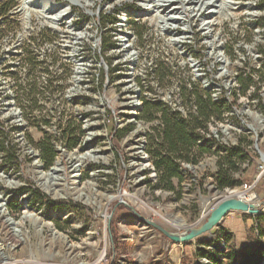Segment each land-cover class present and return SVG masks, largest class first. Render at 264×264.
Instances as JSON below:
<instances>
[{
	"label": "rangeland",
	"instance_id": "374dc122",
	"mask_svg": "<svg viewBox=\"0 0 264 264\" xmlns=\"http://www.w3.org/2000/svg\"><path fill=\"white\" fill-rule=\"evenodd\" d=\"M4 9L0 208L4 216L19 222L24 234L23 240L15 237L0 216V264L2 256L8 264H96L104 250L103 264H109L111 223L120 245L116 264H209L203 261L209 259L198 257L199 249L224 263L230 250L254 245L258 236L250 216L228 217L211 236L185 245L137 226L128 209L116 206V201L107 204L106 196L117 195L122 178L116 169L91 177L93 165H86L80 171L81 189L71 186L69 178L59 181L66 187L56 188L63 199L53 200L37 185L33 155L49 171L58 157L57 146L73 153L87 133H103L108 119L117 113L126 125L110 140L118 150L134 128L129 124L134 112L136 121L150 130L146 151L153 164L162 113L189 121L200 135L192 137L195 147L189 162L183 161L193 171L180 182L173 180L174 191L154 190L152 180L137 197L159 206L161 224L171 232L185 231L168 223L173 218L183 219L187 227L201 223L218 197L242 190L258 174L255 134L248 128V133H239L234 127H244L242 120L251 124L257 148L264 152V0H0V11ZM49 81L51 88H46ZM208 103L215 108L208 107L207 111L213 110L207 119L199 117L200 107ZM221 127L228 129L230 138ZM206 134L212 140L204 142L210 146L202 154L196 146ZM72 144L76 145L70 148ZM92 144L108 154L105 138ZM42 146L51 149V163L43 158ZM234 147L241 148L242 159L234 168L224 166L229 179H222L228 185L219 189L220 158L226 157L225 149ZM118 160L117 156L109 166ZM71 164L63 161L66 178ZM261 188L253 190L256 198ZM80 193L100 202V207L77 199ZM25 212L32 217L23 220ZM57 212L60 217H55ZM111 212L104 238L103 217ZM251 222L254 225L247 228ZM224 227L235 234L238 228L243 231L240 249L232 234L227 243L221 238L220 230L229 234ZM50 229L58 235L53 237Z\"/></svg>",
	"mask_w": 264,
	"mask_h": 264
},
{
	"label": "built area",
	"instance_id": "2783aa9c",
	"mask_svg": "<svg viewBox=\"0 0 264 264\" xmlns=\"http://www.w3.org/2000/svg\"><path fill=\"white\" fill-rule=\"evenodd\" d=\"M131 114H133V115L131 116ZM131 114H130L131 121L129 122V124H131L134 128L132 130L128 131V135L122 141V143L120 145V149L117 150V149L113 148L112 144L110 142V140H113L117 136V134L120 131L124 130L126 127V125H123L121 122L122 117L117 113V115H116L117 117H113L111 120L108 119L105 131H103V133H94V132L87 133V136L83 140L79 141L76 148H74L72 150L73 153H67V149L63 145L57 146L55 149V152L57 153V156H58L56 158V160L61 158V164L63 167V161H65V160L68 162L69 161L72 162V164L75 162V160L67 159V155H73L74 157H79L81 155L88 154L89 157H86L87 159L85 160L83 165L78 169V171L76 173L72 174V176H75L74 179L70 177L71 173L69 170H70L71 166L69 167V170H68L69 176L67 178L65 176L66 172H65V169L63 167L65 180H67L69 178L70 185L73 187H76L77 190L81 189L78 186H79V184L82 183V178H81L82 175H81L80 171H81V169H85L86 165H93L91 167V177L97 173H103V174L107 175L110 172H112L114 169H116L117 171H120L122 174V178L118 182L119 183V189H118L117 195H113L115 197V199L108 202L107 204L116 201V204H120L119 206L123 209H127L125 206H130L133 208V210L138 215L148 219L149 221L157 223L163 227V225L161 224L162 217L160 215L159 206L156 205L154 207L153 204H146V203L142 202L137 197V192L140 189H142L143 185H145L146 182H150L152 180L154 182H156L157 173H156V170H155L153 164L151 163L150 157L146 151L147 137H148V134L150 133V130L142 122L136 121V118H135L136 115L134 112H131ZM241 124L244 127H234V128H241L242 131H237L235 129H233V130H235L236 132H239V133H248V132H245L246 128H253L254 129V127L251 124H246V122L243 120L241 121ZM214 132H215V134H217L218 131L215 129ZM221 132H222V127H221ZM91 134L93 136H91ZM255 136H256V138H255L254 143H255V147H256L257 171H258L256 178L253 180L252 183H250L247 186H244L242 188V190L238 191L241 193L240 196L236 195L235 193H232L231 191L228 190L223 194L224 197H240L248 203L252 202V201H248L246 196L249 194H253L255 196V194L253 193L254 187H255L256 183L258 182V180L260 179V177L262 175H264V152L260 151L257 148V132L255 133ZM100 137L105 138L108 142L107 148L104 149L105 152H108L107 155H106V153L105 154L102 153V151L100 149H94V147L92 146L93 145L92 143ZM201 139H202V141L198 142V144H200V146L208 148L210 146V144H206L204 142L207 140H212V136L210 134H206L205 138H204V136L203 137L201 136ZM203 143H204V145H203ZM78 153H79V155H76ZM95 154H102L104 156V158H102V157L98 158V157H96ZM94 155H95V157H94ZM33 156L36 158L35 160L41 165L42 171L44 173H46L47 171H44V167H43V164L40 162L39 156L38 155H33ZM117 156L119 158V160H118L119 163L116 164L117 163L116 162L114 166H109V163L112 160H115ZM101 163L103 165H101ZM105 164H107V165H105ZM105 166L109 167L110 169L105 170L104 169ZM191 171H193V167L190 166V164H186L184 162L179 164V175H180L181 179H183L185 177V175L190 173ZM44 184H45V187H47V188H51V187L58 188L59 187L58 189H60V191L63 188L64 189L66 188L63 185H61L59 182H54V181L50 182L49 179L47 178V176H46V179L44 178ZM66 184L68 185L67 182H66ZM90 185L92 186L91 183H90ZM46 195L49 196L48 194H46ZM50 198L53 200L63 199L61 197L60 198L50 197ZM255 200H256V198H254L253 201H255ZM109 215L110 214H105V218L103 217V224H104L103 237L104 238L107 237V225H108ZM55 217H60V214H58V212H57ZM131 218L133 219L134 223L137 226H139V227L146 226L139 220V218L137 216L132 214ZM49 225L51 226L50 223H48V226ZM54 231L57 233L56 230H54ZM100 258L101 259L98 260L96 264L106 263V250H104L100 254ZM203 261L205 263L209 262L206 260H203Z\"/></svg>",
	"mask_w": 264,
	"mask_h": 264
},
{
	"label": "trees",
	"instance_id": "16d2710c",
	"mask_svg": "<svg viewBox=\"0 0 264 264\" xmlns=\"http://www.w3.org/2000/svg\"><path fill=\"white\" fill-rule=\"evenodd\" d=\"M4 13H6L5 9L0 11V15ZM46 88H51L50 81L46 85ZM198 102H200V99H198ZM147 106L148 103L145 102L144 109H146ZM215 106V104L208 103V106L204 105L200 107L198 116L207 119L213 110L212 109L211 112L207 111L208 107L215 108ZM161 122L162 129L159 135L160 143L155 146L156 150L154 151L153 166L157 173V181L153 189L174 191L173 180H178V182L181 181L179 164L183 161L189 162L190 159L188 154L190 149L195 147V141L192 137L200 138V135L196 133V126L193 123L182 121L175 117H169L165 112L162 113ZM75 145L76 144L70 145V148H73ZM40 149L45 161L51 163L53 158L51 149L46 146H42ZM196 149L202 154L208 153V150L204 147L196 146ZM225 151L227 154L226 157L220 158L219 161V171L217 174V187L219 189L228 185V183L222 179L224 178L223 176L229 179L228 171L224 169V166L227 165L230 168H234L237 161L242 159L240 147L225 149ZM254 221L256 223L258 236L254 245H245L237 252L230 250L226 255L224 263L219 260V256L202 249L198 250V257L209 259L210 264H261L262 261H264V243H262V239H264V213L255 217ZM220 235L225 243L230 240V234L223 229L220 230ZM110 236L112 251L108 255L109 264H116L120 255V245L116 238L114 223L110 224Z\"/></svg>",
	"mask_w": 264,
	"mask_h": 264
},
{
	"label": "water",
	"instance_id": "95a60500",
	"mask_svg": "<svg viewBox=\"0 0 264 264\" xmlns=\"http://www.w3.org/2000/svg\"><path fill=\"white\" fill-rule=\"evenodd\" d=\"M119 205L120 204H117L116 206ZM125 207L133 215L137 216L144 225L151 228L165 240L176 245H185L188 243H195L196 240L206 235L211 236L212 232L217 229V227L229 213H241L252 218L262 215L264 213V200H255L248 203L240 197H224L222 195L216 199V202L211 206L207 213V216L201 223L199 222L189 226L181 234L171 232L161 225L149 221L148 219L138 215L130 206ZM112 215L113 212H111L109 215L108 226L111 221ZM220 251L222 250L220 249ZM261 264H264V261H262Z\"/></svg>",
	"mask_w": 264,
	"mask_h": 264
},
{
	"label": "bare ground",
	"instance_id": "6f19581e",
	"mask_svg": "<svg viewBox=\"0 0 264 264\" xmlns=\"http://www.w3.org/2000/svg\"><path fill=\"white\" fill-rule=\"evenodd\" d=\"M65 2L68 3V0H65ZM68 6H70V4H68ZM233 68H234V66H232V65L229 66V72H231L233 70ZM228 76H229L228 74L225 75V77H228ZM211 88L213 89V87H211ZM130 107L133 108V106H130ZM132 115L133 114H131V116ZM248 129H249V131H251L255 134V130L253 128H248ZM237 130L242 131V129H239V128ZM222 132L225 136H227V138H230V134H229L228 129L226 127L222 128ZM91 136H93V135L91 134ZM95 155L98 158L102 157L101 156L102 154H95ZM95 155H94V157H95ZM86 157H89L88 154H85L84 156H81V157H74L73 155H67V159L75 160V162L71 165L70 170H69L71 173V176H70L71 178H73V179L75 178V176H72V174L76 173L78 171V169L83 165V163L87 159ZM102 158H104V156ZM34 165L36 167L37 184L44 191V193L48 194L52 198L62 197V194H60L59 190L56 189V187L47 188V187H45V184H44V178L46 179V176L50 182H53V181L54 182H59V181L64 182L65 181L64 169H63L62 164H61V158L57 159L54 162V164L52 165V167L50 168V170L47 171L46 173H44L42 171L41 165L36 160L34 161ZM231 192L235 193L236 195H239V196L241 195V193L238 191H231ZM76 198L77 199H83V201L87 204H95L97 206V208L100 207V202H98V201L94 202L92 199H90L87 195H85L83 193L78 194ZM106 198H107V202H110V201L115 199V197L111 196V195L106 196ZM246 198L248 201H253L254 198H256V197L253 194H249L246 196ZM0 216L3 217V222L5 223L6 226L9 227V229L12 231L14 236L23 240L22 235L24 233L22 232L21 226H19V222H16L7 216H4L3 208H0ZM31 217H32L31 213L25 212L22 219L25 220V219H28ZM168 223H170L171 225L178 227V228H183V229L188 228L187 226H184V221L181 218H173V219L169 220ZM41 226L42 225H39V228H41ZM50 231H51V234L53 237H56L58 235L53 229H50ZM1 251H2V247L0 245V252ZM2 259H3L4 264L9 263L8 259L5 256H2Z\"/></svg>",
	"mask_w": 264,
	"mask_h": 264
},
{
	"label": "crops",
	"instance_id": "0c3cea01",
	"mask_svg": "<svg viewBox=\"0 0 264 264\" xmlns=\"http://www.w3.org/2000/svg\"><path fill=\"white\" fill-rule=\"evenodd\" d=\"M259 186H261L262 188L260 189L259 193L256 194L257 195V198L256 200L257 201H262L264 200V175H262L260 177V179L258 180V182L256 183L255 187H254V190H255V193L256 192V188H258ZM231 216H239L240 218H243V217H246L247 215L245 214H241V213H229L225 218L224 220L221 222L223 223L228 217H231ZM252 218V217H251ZM254 221V219H253ZM242 228L244 227L243 226V222L240 223ZM254 225V222H251L250 224H247V228H249L250 226H253ZM226 230H229V234H232L233 237H234V242L235 244L237 245V247L240 249L242 246H243V242H244V236H243V231H241L240 228H238V232L235 234L232 229H230L229 227H224ZM243 230V229H242ZM205 237V236H204ZM204 237L200 238V239H203ZM198 239V240H200Z\"/></svg>",
	"mask_w": 264,
	"mask_h": 264
}]
</instances>
